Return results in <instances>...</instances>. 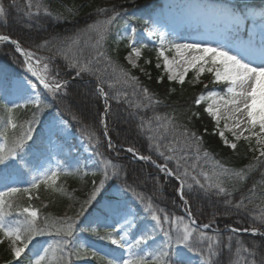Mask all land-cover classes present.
I'll return each instance as SVG.
<instances>
[{"label":"snow or ice","instance_id":"snow-or-ice-1","mask_svg":"<svg viewBox=\"0 0 264 264\" xmlns=\"http://www.w3.org/2000/svg\"><path fill=\"white\" fill-rule=\"evenodd\" d=\"M27 7L29 9L33 7L31 0H28ZM35 7V14L43 9L46 15H52L43 4H38ZM109 11L112 13L111 16L98 19L85 29L88 33H94L98 37L95 44L92 45L95 49V55L91 59L81 62L77 55L80 49L77 48L76 52H73L67 43L61 49H57V54L62 55L68 61L69 68L75 70L77 76L81 73H91L96 75L98 80H100V76L95 71V65L99 64L103 58L113 73L110 77L113 81L109 83L110 88L114 84L131 83L133 88L139 87L147 101L145 104L130 106L148 108L153 104L160 103L153 99L154 94L139 84L138 77L132 76L128 71L115 65L111 57L100 50L111 27L116 25L121 18V13L117 12L115 7L97 9L98 13H108ZM214 11L229 20L237 30L243 23L244 17L233 10L221 8L214 9ZM5 13L6 9L0 2V16ZM29 15L31 16L33 13H29ZM260 15L261 19L264 20V10H261ZM144 23L147 25L144 29L147 37L159 42L156 66L159 68L163 63L164 72L169 81H176L183 85L188 72L191 70L193 72V84L200 83L201 75L207 72L212 76L211 83L225 86L223 94L215 89L207 93H200L195 104L200 105L202 102H206L204 111L215 121L216 131L225 145L235 150L237 142L243 139L248 142L253 153L258 152V155L253 157L256 165H264V39L261 41L259 56H257L251 40L247 43L233 40L224 44L217 43L215 46L210 41L181 44L170 40L169 32L162 30L158 23L149 24L148 21ZM262 32H264V26H262ZM120 39H126L128 42L126 46L131 49L126 57L128 62L133 68L139 67L137 61L142 55V49L147 48L148 45L137 39L136 28L133 26H129L126 35ZM0 42H11L15 45V50L23 56L29 72L38 82L29 79L18 81L11 85L10 96H0V180L4 181L0 184V244L7 241L12 261H15L16 264H23L21 257L30 248V245L34 246L38 237L47 235L54 239L48 243L47 247L34 252L29 264H74V258L75 260L93 258L98 260L100 264H191L190 253H194L200 258V264H219V254L222 251L220 234L217 232L215 236H209L204 231L212 228L213 221L197 224L188 200L184 199L185 190L187 189V194L191 195L195 191V186L200 191L208 193L209 196L222 198L221 202L228 210L235 209L239 212L246 208L245 200L248 198L241 195L238 201H234L232 192L224 186L222 177L235 175L243 180L246 170H251L255 165H248L246 169L234 171L216 161L215 169L218 171L209 174V172L201 169L196 172L197 163L186 166L188 152L185 149H195L197 162L201 159V155L207 160L209 152L202 150L199 143L202 138L186 126L177 125L172 116H155L154 124L152 120L147 122V131L152 133L147 139L156 155L162 158L164 162L156 164L151 156L141 155L133 147H128L126 151L141 161L156 164L160 172L170 177L174 176L179 181L178 194L185 205L187 222L182 216L171 218L163 210H159V214H157L158 210L153 206L150 198L135 193L131 186H118V193L131 194L135 202L144 205L143 211L146 216L143 223L145 228L139 234L133 233L132 237H129L130 231L138 226V217L119 196L110 199L104 208L93 209V201H97V196L105 181L120 175V169L117 165L112 160L104 158L98 151L93 153L97 157L95 167L103 174V179L99 185L95 181L92 182L91 193L75 215L65 214L61 217H53L50 214H43L40 208L31 203L33 199H40L38 192L41 185L54 191L66 193L65 189L55 187L59 176L80 173L79 168L69 170L61 164H57L54 168L51 166L43 169L29 167L27 159L29 141H33L35 126L39 123L38 115L45 107H50V105L45 104L47 95L51 94L55 97L61 94L66 88L67 81H61L55 75H49L50 69L47 61L51 57L39 56L36 52L22 47L18 40L12 39L9 35L0 34ZM49 43V40H45L43 44L37 45V47H47ZM233 48L240 54H233ZM168 52L174 53L172 58L166 55ZM149 62L148 60L145 61V63ZM159 79L162 81L163 76H160ZM38 84L43 85V90L46 91H37ZM204 87L207 89L208 85L205 84ZM97 91L105 101L100 135L107 137V147L112 148L113 143L111 137L108 136L107 119L111 112L109 93L104 90L103 83L99 84ZM11 95L21 99L23 103H18L17 99L10 98ZM128 95L126 91L117 92L113 98L119 102L121 99H127ZM20 109H31V118L21 121L17 116V110ZM193 115H199V113H193ZM72 119L76 120L77 117L73 115ZM222 120L226 121L223 129L221 128ZM69 127L71 125L67 120L62 117L54 118L49 124V135L50 137L61 136ZM140 127L141 129L146 127L143 119L140 121ZM225 131L231 134L235 142L230 141L225 136ZM81 135L89 141L90 147L94 141L99 142L96 133L87 128L81 130ZM169 135L172 136L171 140H167ZM253 139L255 146L252 145ZM165 141H167L166 144ZM169 162H174V169L168 167ZM14 168L26 169L30 173L31 179L26 182L27 186H17L25 182L9 180L8 170ZM88 174V171L82 173L85 176ZM92 174L95 175V171ZM201 178L203 182H201ZM189 180L190 183L187 182ZM234 191L238 190L234 189ZM19 197H26L29 201L28 205L19 204L17 202ZM249 203H251L250 200ZM42 207H46V205H42ZM96 210L104 215L105 222L109 213L113 218V224L109 226L111 230L106 231L103 236L100 235L97 227H91L93 223L98 221H88L85 216L86 213L91 216L92 212ZM81 217L85 218L94 235L100 240L108 241L111 245L117 246L123 254L118 257H111V254L102 255L101 251L88 246L87 241L79 240V233L89 230L83 226ZM253 218L261 226H264V209H261L259 214H253ZM78 224L81 225L79 229L77 228ZM228 231L233 235L226 238L227 243L224 248L230 253L232 241L238 237L240 232L264 235L258 227H229ZM157 236H162L159 243L155 247H146L150 241H155ZM235 242L237 245L235 249L236 259L230 260V264H257L255 259L240 258L241 251L247 253L249 257L257 256L255 251L257 246L253 245V249L250 250L244 246L241 240L236 239ZM12 261H7L6 264H12ZM259 264H264V256L260 257Z\"/></svg>","mask_w":264,"mask_h":264},{"label":"trees","instance_id":"trees-1","mask_svg":"<svg viewBox=\"0 0 264 264\" xmlns=\"http://www.w3.org/2000/svg\"><path fill=\"white\" fill-rule=\"evenodd\" d=\"M19 21H20L19 23L22 26V28L20 27L21 29L19 28V30H22V29L24 30L26 41L29 44L39 43L45 37L50 27V23L45 20H37V19L32 20L27 17H22V18H19ZM129 126H131V124H129ZM124 132H127V131H124ZM125 134L127 135V133ZM136 135L138 136V132L136 134L134 133V135H131V138H135ZM227 155L230 159H232V156L230 154H227ZM155 182L159 187L163 185V183L159 184V182L157 181ZM56 203H57V206H63L65 204L61 200H57ZM5 255L6 254H5L4 249L0 246V257H3Z\"/></svg>","mask_w":264,"mask_h":264},{"label":"rangeland","instance_id":"rangeland-1","mask_svg":"<svg viewBox=\"0 0 264 264\" xmlns=\"http://www.w3.org/2000/svg\"><path fill=\"white\" fill-rule=\"evenodd\" d=\"M202 15H203V13H202ZM203 18H204L205 22L208 24H211L218 19L215 15H211V14H204ZM90 97H91V93L89 91H87V90L81 91V94L79 95V97L77 99H75L74 104L78 108L86 111L88 114L89 113L93 114V111H94L93 107L95 106V103L90 101V99L92 98V97L91 98ZM127 116L128 115H126V114L122 115V118L120 119L121 125L124 126L123 127L124 131H127L125 133H127V134L129 133V135H134V133L136 134L137 131L135 129H133L134 127L132 125L129 126L128 123L131 119H130V117H127ZM223 121H224V123L226 122L225 120H223ZM224 123L221 126L222 129H223ZM225 132H228V131H225ZM62 147H63L62 144H60L58 142L55 143L56 150H60V149H62ZM145 181H147V179L146 180L143 179V182H145ZM213 209L215 210L217 208L214 207Z\"/></svg>","mask_w":264,"mask_h":264},{"label":"bare ground","instance_id":"bare-ground-1","mask_svg":"<svg viewBox=\"0 0 264 264\" xmlns=\"http://www.w3.org/2000/svg\"><path fill=\"white\" fill-rule=\"evenodd\" d=\"M159 196L164 200V202H167V201H170L171 200V198L169 196H166L164 194H160Z\"/></svg>","mask_w":264,"mask_h":264}]
</instances>
